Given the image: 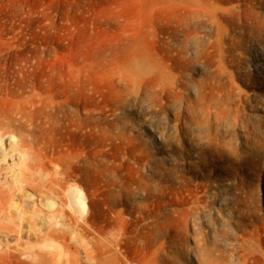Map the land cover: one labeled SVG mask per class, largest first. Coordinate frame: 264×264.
<instances>
[{
    "label": "rangeland",
    "instance_id": "1",
    "mask_svg": "<svg viewBox=\"0 0 264 264\" xmlns=\"http://www.w3.org/2000/svg\"><path fill=\"white\" fill-rule=\"evenodd\" d=\"M0 133V264H264V0H0Z\"/></svg>",
    "mask_w": 264,
    "mask_h": 264
},
{
    "label": "bare ground",
    "instance_id": "2",
    "mask_svg": "<svg viewBox=\"0 0 264 264\" xmlns=\"http://www.w3.org/2000/svg\"><path fill=\"white\" fill-rule=\"evenodd\" d=\"M229 114V113H228ZM233 114V113H232ZM239 115V114H238ZM229 116V115H228ZM232 117V116H231ZM234 118V117H233ZM228 119V118H227ZM239 120V119H238ZM231 123V122H230ZM239 123V122H238ZM230 125V124H229ZM233 125V124H232ZM242 126H244V125H242ZM246 126V125H245ZM2 133V132H1ZM1 133H0V135H1ZM5 135V134H4ZM8 134H6L5 136H7ZM253 135H255V134H253ZM8 137H10V138H12L13 139V136L10 134V135H8ZM16 146H18V145H14L12 148H14L13 149V151L14 152H17V151H19V150H15V148H17ZM19 153V152H18ZM16 154V153H15ZM20 157V156H19ZM23 159V158H22ZM25 160V159H24ZM24 160H22V161H24ZM22 161H20V163H22ZM19 162V161H18ZM41 167V166H40ZM39 167V168H40ZM11 168V170L10 171H8V173H7V175H5V178H6V176L8 177L9 175H11L12 176V178L15 180V183H17V184H24L23 183V181H26L27 180V176H28V174L22 169V166H21V164L19 165L18 163H15V162H13V165H12V167H10ZM41 169L42 170H44L42 167H41ZM45 172H47V170L45 171ZM44 173V172H43ZM58 184V183H57ZM42 186V185H41ZM16 187H17V185H16ZM21 188V187H20ZM45 188V187H44ZM45 195V193H44V191H42V190H40L39 191V201L38 202H35L34 201V195L33 194H28V193H25L23 196H20V197H16V195L14 194V190H13V194H9V195H5V194H3V196H2V199H4L5 200V202L7 203V204H10V206L12 207V208H14V210H15V213L14 214H16L17 213V215H18V217L22 220H24L25 219V217L24 216H26L27 215V213L25 212V204L26 203H32L33 205H34V207H35V205H39L40 203L39 202H42V199L44 198V197H42V195ZM49 194V193H48ZM46 197V196H45ZM65 197H66V207L77 217V219L78 220H81V219H83L87 214H88V211H89V207H88V204H87V198H86V195H85V193H84V191H83V189L80 187V186H78V185H73V186H70L68 189H67V191H66V195H65ZM47 206L49 207V208H55L54 206L55 205H52V203H47ZM3 208V207H2ZM1 209V208H0ZM13 210V211H14ZM4 211V210H3ZM33 213H35V214H39V213H41L39 210H37V209H34V212ZM63 213V211H60V212H52V213H49V215H48V218H49V222H50V224H49V228L52 226V224H53V226H55V223H54V221L58 218V214H62ZM13 214V213H12ZM12 214H11V216H12ZM18 218V219H19ZM31 219H34V217H31ZM77 220V221H78ZM11 221V220H10ZM77 221L74 223V224H72V225H75V224H77ZM23 224V223H22ZM59 223H57L56 225H58ZM13 227V226H12ZM18 227V229L21 231L22 230V227H21V225H19V226H17ZM33 227V224L32 223H30V229H33L32 228ZM70 228V227H69ZM8 230V229H7ZM71 230H72V228H71ZM35 231V230H34ZM15 232V231H14ZM22 232V231H21ZM35 232H38V234H37V239L38 240H40V241H42V242H44L45 243V246L46 245H50V242L51 241H54V239L55 238H57L58 239V241H60V243L62 242L63 244H65V239H66V236L64 237V236H62L61 237V235H57L56 233H54V232H50V230L48 229V230H45V232H43V230H36ZM73 232H75V231H73ZM16 233V232H15ZM17 233H19V231L17 230ZM20 239V238H19ZM56 241V240H55ZM66 241H67V239H66ZM19 242V241H18ZM1 244V243H0ZM20 244V243H19ZM18 244V246H20ZM1 246V245H0ZM17 246V245H16ZM63 246V245H62ZM17 248V247H16ZM15 248V249H16ZM21 249V248H20ZM32 250V249H31ZM7 251V250H6ZM24 251V250H23ZM29 252V251H28ZM32 252V251H31ZM19 253H21V255L23 256V255H25L24 253H22V250H21V252L19 251ZM25 253H27V252H25ZM32 253H35V252H32ZM5 254H8V253H5ZM36 254V253H35ZM35 254H33V255H35ZM10 255V254H9ZM8 257H10V256H8ZM37 257H38V255H37ZM31 258V257H30ZM30 258H28V259H30ZM35 258V257H34ZM37 259V258H36Z\"/></svg>",
    "mask_w": 264,
    "mask_h": 264
}]
</instances>
